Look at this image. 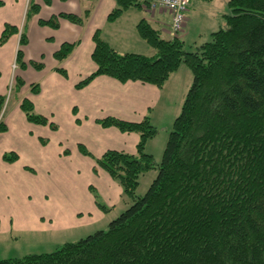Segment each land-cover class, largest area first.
Here are the masks:
<instances>
[{
    "label": "trees",
    "instance_id": "obj_1",
    "mask_svg": "<svg viewBox=\"0 0 264 264\" xmlns=\"http://www.w3.org/2000/svg\"><path fill=\"white\" fill-rule=\"evenodd\" d=\"M114 2L108 21L131 7L146 11L150 0ZM226 4L222 26L194 50H186L178 35L163 37L146 18L137 22L136 29L155 50L150 56L120 53L95 31L91 57L96 69L77 87L107 75L160 88L181 64L192 74L157 174L146 192L137 195L140 177L155 168L153 155L145 151L156 134L149 117L139 122L100 119L102 126L139 135L135 154L106 150L95 159L96 167L122 186L131 204L106 230L65 242L52 252L1 259L0 264H264V0ZM29 9L27 15L37 13L39 5L31 0ZM88 13L61 12L39 19V24L56 28L60 18L82 24ZM18 32V26L6 24L0 45ZM26 42L22 32L16 56L20 67L25 66L21 46ZM76 44L63 42L53 56L66 58ZM29 64L43 67L42 62ZM15 80L17 88L23 84L20 77ZM31 90L36 93L38 85L32 84ZM5 99L0 95V114ZM20 108L27 120L49 123L35 114L27 98ZM5 129L0 121V131ZM79 149L87 153L82 145ZM4 158L12 161L14 156Z\"/></svg>",
    "mask_w": 264,
    "mask_h": 264
},
{
    "label": "crops",
    "instance_id": "obj_2",
    "mask_svg": "<svg viewBox=\"0 0 264 264\" xmlns=\"http://www.w3.org/2000/svg\"><path fill=\"white\" fill-rule=\"evenodd\" d=\"M1 1L0 34L6 24L18 26L19 32L0 45V95H6L4 91L12 75L14 78L20 77L23 84L16 87L19 96L16 97L14 107L9 111L2 110L0 114V121L6 128L0 131V207L5 197L22 192L30 200L27 211L35 220L34 232L50 230L71 235L75 229L98 224L110 209L124 202L122 186L107 172L97 168L95 159L106 150L135 154L139 141L136 132L121 131L115 126L105 127L99 120L110 116L139 122L147 116L155 126L159 110H163L161 106L165 102L166 88L175 80L174 74L179 69L171 73L160 88L137 80L121 82L107 75L95 76L87 84L77 87V83L96 69L91 57L94 49L93 34L97 30L99 36L118 52L124 49V52L150 56L155 50L139 35L137 22L146 18L167 38L172 36L170 18L166 13L161 14V10L153 13L143 9L135 11L127 17L138 34L134 37L125 28L130 24L124 27L120 23L126 12L135 7L127 9L114 21L107 20L108 14L115 7L114 0H50L48 4L43 0H33L39 5V10L30 15L28 20L26 17L23 24L27 0ZM85 10H89V13L82 24L63 18L59 19L56 28L39 24V19L46 20L61 12L81 16ZM142 11L144 15L140 14ZM156 13L157 19L154 17ZM164 16L169 18L167 23ZM114 27L117 28L115 33ZM185 29L186 23L179 37L185 36ZM22 32L27 38V42L21 46L24 67H20L16 61ZM117 35H121L120 40H125L127 44L122 46ZM63 42L77 44L66 58L57 60L53 53ZM133 43L140 45L139 50L131 51L128 48ZM14 60L17 67L12 74L11 64ZM30 61L42 62L43 67L35 69L29 64ZM56 68L64 69L65 73ZM32 84L38 85L36 93L31 90ZM24 98L31 101L35 114L45 116L51 124H37L27 120L20 108ZM9 135L12 138L9 139ZM148 141L145 151L154 157ZM79 145L87 153L82 152ZM9 153L14 156L12 161L4 158ZM28 165L38 167L39 175H34V181L39 182L36 185L39 190L37 194L18 191L17 175L21 167H30ZM20 210L18 203L14 205V201L9 202L10 213H18ZM43 218L50 224H41L39 221ZM9 224L6 222L5 226H1L0 233L12 231Z\"/></svg>",
    "mask_w": 264,
    "mask_h": 264
},
{
    "label": "rangeland",
    "instance_id": "obj_3",
    "mask_svg": "<svg viewBox=\"0 0 264 264\" xmlns=\"http://www.w3.org/2000/svg\"><path fill=\"white\" fill-rule=\"evenodd\" d=\"M227 0H211V1H203V0H192L190 4L189 11L187 13L188 20L186 21V34L182 38L185 40V49L186 50H194L196 46H199L205 40L210 38V33L212 31L217 30L224 23L222 14L224 12H228ZM29 0H27V8L25 13L30 12L28 7ZM138 8H134L132 11H128L125 14L124 20L120 23V26H126V30L129 35L136 37L138 34L136 32L135 27L132 23L127 21V17L131 16L135 11H138ZM156 10L154 12H157ZM162 13H166L161 9ZM23 15V21L29 19V15ZM141 15H144V12H140ZM157 14H155V19H157ZM167 14V13H166ZM165 15V14H164ZM160 19V17H158ZM164 20L167 23L169 18L164 16ZM223 21V23H222ZM120 28V27H119ZM116 27H114L113 32H116ZM120 31V29H119ZM121 35H117V39L120 40ZM127 38V35H124ZM163 37H166L163 35ZM142 39V38H140ZM143 43L144 40L142 39ZM122 46L127 44L125 40H120ZM147 48H149L146 44H144ZM132 50H139V44H131V47H128ZM152 51V50H151ZM120 52H124V49H120ZM138 53V52H137ZM17 67L15 60L11 64L12 74ZM183 69V70H181ZM185 69V70H184ZM185 71V72H184ZM18 72V70H16ZM176 75L175 80L168 84L166 88V96L165 102L162 104L161 108L163 110H159V115L157 117L156 126V134L152 138V140L148 141V147L154 154V162L155 168L150 171L144 173L139 180V186L136 190V194L141 196L143 195L152 180L155 178L157 174L158 164L161 161L163 150L166 145V141L168 138V134L172 129V123L181 110V106L183 100L185 98L186 92L188 90V84L191 82L192 74L188 68L185 67L184 64H181L178 71L174 74ZM173 75V76H174ZM172 76V77H173ZM12 83V77L10 81L7 82L8 87L5 88V101L3 110L9 111L12 109L16 102V97L19 95L18 90L16 88L15 82ZM168 94V95H167ZM165 107L167 108L166 110ZM163 114V116H162ZM14 130V129H13ZM12 138L9 135V139ZM11 154V153H9ZM30 167L23 166L21 167V172L16 179L19 189L18 191H27L30 193L37 194L39 190L37 189V183L34 181V175H39L37 171L38 167L33 165H28ZM16 176V175H15ZM16 184V183H15ZM13 197V199H10ZM7 199V200H5ZM14 201V205L18 203L21 207L20 212L18 213H10L9 211V202ZM29 198L22 195V192L19 194L10 195V197H5L3 199V206L0 207V227L5 226L6 222L13 229L12 231L6 233H0V260L1 259H13V258H22L28 254H40V253H48L56 250L66 241H74L79 238L86 237L89 234L94 233L97 230H106L108 228V223L117 217L128 205L131 204V200L125 196L124 202L118 204L115 208L110 209L109 212L105 214L103 220H101L98 224H95L93 227H84L82 229H75V231L71 235H64L62 232H51L50 230H46L43 232L36 233L34 232L33 225L35 220L32 218L33 215L27 211L28 210V202ZM111 212V213H110ZM11 219V221H10ZM43 221V222H42ZM39 221L43 225H49L50 222H47L45 218Z\"/></svg>",
    "mask_w": 264,
    "mask_h": 264
},
{
    "label": "built area",
    "instance_id": "obj_4",
    "mask_svg": "<svg viewBox=\"0 0 264 264\" xmlns=\"http://www.w3.org/2000/svg\"><path fill=\"white\" fill-rule=\"evenodd\" d=\"M192 0H150L149 11L162 9L170 17V33L176 35L184 29Z\"/></svg>",
    "mask_w": 264,
    "mask_h": 264
}]
</instances>
